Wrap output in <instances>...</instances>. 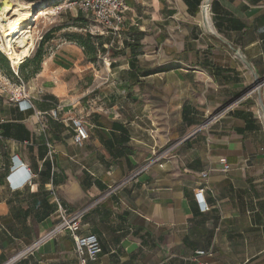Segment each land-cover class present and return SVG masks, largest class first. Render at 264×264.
Wrapping results in <instances>:
<instances>
[{
	"label": "crops",
	"instance_id": "1",
	"mask_svg": "<svg viewBox=\"0 0 264 264\" xmlns=\"http://www.w3.org/2000/svg\"><path fill=\"white\" fill-rule=\"evenodd\" d=\"M203 2L125 0L96 61L51 37L26 100H0V264L58 222L56 199L87 208L90 264H264V0H210L211 29ZM13 264H78L72 236Z\"/></svg>",
	"mask_w": 264,
	"mask_h": 264
},
{
	"label": "built area",
	"instance_id": "2",
	"mask_svg": "<svg viewBox=\"0 0 264 264\" xmlns=\"http://www.w3.org/2000/svg\"><path fill=\"white\" fill-rule=\"evenodd\" d=\"M69 7H77L79 10L86 12L94 18V20L103 28V31L111 34L114 37L119 38L123 31L125 24V12L128 7L125 0H67ZM105 59V58H104ZM103 59V60H104ZM21 84L19 94L14 97V100L18 102L25 101L28 92L24 87L22 79L14 72ZM29 105V104H28ZM27 107V106H26ZM30 107V106H28ZM61 107L57 106L51 111V115L55 118L58 117V110ZM71 126L73 129V142L77 145H82L89 137L88 129L85 121L81 117L70 118ZM1 133V130H0ZM168 150L160 154H156L145 166L156 163L161 157L166 155ZM161 165V164H160ZM224 169L228 170V165H224ZM206 174H202L205 177ZM30 180L27 176L22 179V182ZM202 189L197 191V200L204 204V210L209 209L208 204L202 194ZM201 195V198L199 196ZM57 204V216L58 222L49 230L44 236L40 237L36 241L27 245L24 249L14 254L9 260L3 264H13L23 256L33 253L41 244L47 240L54 238L56 235L63 231H68L74 242V254L76 256L78 264H90L99 257L101 253V246L98 237L93 233H82L81 223L82 219L87 211V208L81 210L71 211L69 210L59 199H56ZM198 254H204V251H197Z\"/></svg>",
	"mask_w": 264,
	"mask_h": 264
},
{
	"label": "rangeland",
	"instance_id": "3",
	"mask_svg": "<svg viewBox=\"0 0 264 264\" xmlns=\"http://www.w3.org/2000/svg\"><path fill=\"white\" fill-rule=\"evenodd\" d=\"M7 1L10 3V5H13L15 2L21 5L35 6L37 9H42L47 12V14L44 16L37 18H35V15L33 22L29 25L35 38L33 49L30 51L27 57L29 61L32 60L39 47L41 49L42 55L50 53L55 48L56 45L51 40L42 43L40 46L42 37L46 33L51 34V37H53L56 41H59L63 38L67 39V36L65 35L73 32L81 34L91 33L93 36L98 34V36H101L100 34H103L100 32L103 31V28L94 20L92 16L79 10L77 7H69L67 5V0ZM0 54L4 58L0 59V100L11 101L14 100V97L17 96L20 91V89L17 88L18 77L14 72H16L18 76L23 79L22 81L25 82L26 80L23 78V75H28L31 72L33 65L29 64L28 61L25 66L19 70L18 68H14L12 66L10 61L1 51ZM27 90L28 89L26 87V91Z\"/></svg>",
	"mask_w": 264,
	"mask_h": 264
},
{
	"label": "bare ground",
	"instance_id": "4",
	"mask_svg": "<svg viewBox=\"0 0 264 264\" xmlns=\"http://www.w3.org/2000/svg\"><path fill=\"white\" fill-rule=\"evenodd\" d=\"M209 0L202 4L205 25L211 29L208 22ZM47 14L45 10L35 6L0 1V51L7 57L14 68H18L28 57L34 46V35L29 26L35 18ZM4 51V52H3Z\"/></svg>",
	"mask_w": 264,
	"mask_h": 264
},
{
	"label": "trees",
	"instance_id": "5",
	"mask_svg": "<svg viewBox=\"0 0 264 264\" xmlns=\"http://www.w3.org/2000/svg\"><path fill=\"white\" fill-rule=\"evenodd\" d=\"M65 36H67L70 40L75 41L82 48L83 53L86 55L89 61H92V62L96 61L98 52L104 51L103 44L97 40V37L99 36H93V34L91 33L81 34L77 32L68 33ZM50 38H51V34L46 33L42 37L40 46L42 45V43L46 42ZM0 59H4L3 56H1V54H0ZM41 60H42V53L39 47V49L37 50L32 60L29 61L27 58L25 62L18 67V69L21 70V68L25 66V64L28 61H29V64L33 65L31 72L28 75H23V78L25 80L30 78L32 75H34L38 71V65H40Z\"/></svg>",
	"mask_w": 264,
	"mask_h": 264
},
{
	"label": "water",
	"instance_id": "6",
	"mask_svg": "<svg viewBox=\"0 0 264 264\" xmlns=\"http://www.w3.org/2000/svg\"><path fill=\"white\" fill-rule=\"evenodd\" d=\"M209 1H210V0H209ZM207 4L209 5V3H207ZM259 81H260V80H257V82H256V83H257V84H259Z\"/></svg>",
	"mask_w": 264,
	"mask_h": 264
}]
</instances>
